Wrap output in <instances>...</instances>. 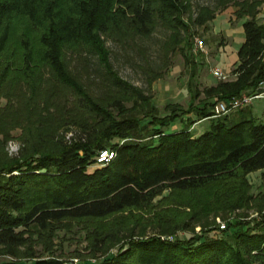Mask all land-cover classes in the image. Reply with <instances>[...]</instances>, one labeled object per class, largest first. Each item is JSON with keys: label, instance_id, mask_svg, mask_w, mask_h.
<instances>
[{"label": "trees", "instance_id": "trees-1", "mask_svg": "<svg viewBox=\"0 0 264 264\" xmlns=\"http://www.w3.org/2000/svg\"><path fill=\"white\" fill-rule=\"evenodd\" d=\"M263 5L216 0L194 11L193 0H0V254L18 257L0 264L72 262L67 253L20 256L19 249L35 238L49 245L54 237L74 236H88L90 248L102 249L99 256L92 250L93 261L76 264H264V214L223 230L202 225L184 238L174 234L211 213L264 208V122L243 115L232 120L235 110L213 113L216 102L252 92L264 79V23L258 19ZM228 6L243 19L244 32L233 79L201 90L189 82L186 106L170 102L160 109L111 62L108 41L138 47L137 40L161 29L166 40L159 66L143 68L147 83L164 72L170 50H184L195 67L187 51L195 27H205ZM80 70L90 78L88 86ZM205 119L208 127L195 134L194 125ZM179 122L180 128L168 130ZM69 124L81 135L68 142L60 128ZM18 128L23 147L10 157L4 146ZM106 149L115 156L99 164L97 156ZM256 172L254 193L250 175ZM156 204L157 232L131 229L106 254L120 241L110 239L118 229L114 216ZM169 204L191 211L166 209Z\"/></svg>", "mask_w": 264, "mask_h": 264}, {"label": "rangeland", "instance_id": "rangeland-1", "mask_svg": "<svg viewBox=\"0 0 264 264\" xmlns=\"http://www.w3.org/2000/svg\"><path fill=\"white\" fill-rule=\"evenodd\" d=\"M215 3L216 0H193V10L196 11V7L198 5H209L212 7ZM234 9L235 8L233 6H228L226 9L218 11L215 18L208 22L205 27H195L194 36L202 41L203 50L196 49L194 40L191 50L186 49L191 53L189 55L190 59H195V67H192V65L188 63L182 56L184 50H178V48L176 50H170L166 56L168 62L164 72L159 77L154 78L150 84L147 83V78L143 68L147 63H149L153 69H157L159 66L160 58L158 53L163 41L166 40L165 32H163L161 29L155 31L150 38L137 40L138 47L121 48L108 41L107 45L110 47L112 52L111 62L123 79L128 80L133 85L144 89L146 94H150L152 96L153 102L160 109L164 104L170 102H178L183 106H186L189 101V93L187 90V85L189 82H191L192 85L196 84L199 90H201L203 87H208L214 84L219 79L214 77L212 74L213 69H217L220 73L224 74V80L233 79L231 70L237 61L236 51L244 40V32L242 27L243 19L235 18L233 14ZM258 19L260 22L264 23V5L260 9ZM137 45L131 44V46ZM140 51L145 53V57L140 53ZM73 63L76 64L79 62L75 60ZM95 65L96 61L92 58L91 66L96 69ZM72 68H74V65H72ZM192 72H194L193 77L191 76ZM83 74V71L80 70L78 76L81 75L80 77L83 80L82 82L85 86H88L90 78H87V76H84ZM94 74H97V72L95 71ZM90 77L91 79H96L91 73ZM240 110L242 113L237 112L238 109H236L234 112H231L230 118L235 120L243 115L248 118H253L258 123L264 122V98L254 99L251 104L241 107ZM209 123V119H205L196 123L193 127V132L195 134H200L208 127ZM180 127V122L173 123L168 128V130H175ZM21 133L22 130L19 128L16 129L12 132V136L5 143L4 152L7 153L8 156L15 157L20 155V150L23 147L19 139ZM60 133L64 135L65 141L69 142L73 136L80 133V129L75 124H69L66 125L65 128L61 127ZM258 175V172L250 175V181L254 186L252 188L254 193L257 191L255 185L259 181ZM166 195H168V191H165L162 195L158 196L155 201L162 199L163 196ZM160 204L161 203H159V205ZM159 205L156 204L154 208H150L149 210L145 211H132L133 215H130L128 211L120 213V216L115 215L114 218L118 216V229L114 231L116 233V237L114 236L110 239L112 242H114L116 238H119L120 241L118 244H112L106 254L115 252L118 248V245H120L125 236L128 235L127 232H129L131 229H134L137 234L142 232L145 234L157 232V224L152 220V218L159 209ZM165 208H172L184 212L191 211L188 207L175 204H169ZM174 212L175 211L172 210L170 211L171 214H174ZM263 214L264 208L261 211H257L254 207L248 209L239 208L225 212L222 211L217 214L211 213L206 217L203 216L199 219L194 218L189 220L188 229H178L174 234H176L178 237L184 238L187 237V235L192 231H200L202 225L218 228V219L220 222L228 225L238 221H250L251 219L255 218L258 219ZM169 220L170 219H166L167 224L169 223L168 225H170ZM135 223L138 224L135 225ZM86 231H89L88 228H86ZM87 235H90L91 237L93 233L88 232ZM88 240H90L88 236H86V240L80 237L78 238V236H74V238L70 240H63L60 237H54L51 244L47 245L42 243L38 238H35L34 240H28L27 246L21 247L19 249V254L22 256L27 253H32L37 256L52 257L59 256L60 253H67L70 254V256H73L72 262H64L62 264H76L83 259H89L93 261L94 258H92L93 255H91L92 252L95 250L98 251L95 253L99 256L102 249L99 250V248L95 247L94 250L93 248H90ZM76 252L79 255L74 256L73 254H76ZM103 254L105 253H102V255ZM23 258L26 259L27 257ZM17 259L18 257L16 256L0 254V262ZM69 259L71 258L68 257V260Z\"/></svg>", "mask_w": 264, "mask_h": 264}, {"label": "built area", "instance_id": "built-area-1", "mask_svg": "<svg viewBox=\"0 0 264 264\" xmlns=\"http://www.w3.org/2000/svg\"><path fill=\"white\" fill-rule=\"evenodd\" d=\"M194 45L196 49L203 50V44L199 38L197 37L194 38ZM212 74L214 75V77L218 79H222V80L225 79V75L220 73L217 69H213ZM257 98H264V79L258 82L255 90L252 92H244L243 94L239 96L232 97L227 102L225 101L216 102L213 107L214 116H221L233 110L239 109L243 106L249 105L252 103L254 99H257ZM114 156H115L114 151L108 150V149L102 150L99 152L97 156V162L99 164L108 163L112 158H114ZM218 222H219V225H218L219 229L223 230L226 228L225 223L220 222L219 219H218Z\"/></svg>", "mask_w": 264, "mask_h": 264}, {"label": "crops", "instance_id": "crops-1", "mask_svg": "<svg viewBox=\"0 0 264 264\" xmlns=\"http://www.w3.org/2000/svg\"><path fill=\"white\" fill-rule=\"evenodd\" d=\"M238 48H239V47H238ZM238 48H237V49H238ZM236 52H237V51H236Z\"/></svg>", "mask_w": 264, "mask_h": 264}]
</instances>
